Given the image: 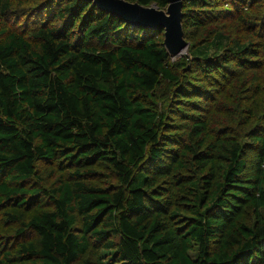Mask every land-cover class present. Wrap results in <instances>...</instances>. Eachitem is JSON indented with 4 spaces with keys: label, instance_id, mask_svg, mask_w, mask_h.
Listing matches in <instances>:
<instances>
[{
    "label": "trees",
    "instance_id": "16d2710c",
    "mask_svg": "<svg viewBox=\"0 0 264 264\" xmlns=\"http://www.w3.org/2000/svg\"><path fill=\"white\" fill-rule=\"evenodd\" d=\"M222 20L243 36L215 32L175 62L162 30L91 1L0 0V212L46 207L5 213L21 227L0 264H264V129L207 141L208 118L184 111L235 70L264 92V0H182L184 39ZM42 165L68 177L46 191ZM98 165L115 183H86Z\"/></svg>",
    "mask_w": 264,
    "mask_h": 264
},
{
    "label": "rangeland",
    "instance_id": "374dc122",
    "mask_svg": "<svg viewBox=\"0 0 264 264\" xmlns=\"http://www.w3.org/2000/svg\"><path fill=\"white\" fill-rule=\"evenodd\" d=\"M237 25L238 24L233 20H222L218 23H207L205 26L200 28L198 32L192 30L190 32L188 31V36L185 38L187 46L178 55L172 56L171 61L188 62L194 46L201 44L202 42L209 41L215 32L226 31L230 33L233 39L242 37L243 34L240 29L236 28ZM162 37L164 39V36ZM233 74L236 75V77H231ZM196 76L197 74L193 73L189 76V78L193 81H197ZM254 77L255 75L250 70H235L232 74L228 75L230 83L222 90L216 88L212 99L209 102L200 100V105L202 107L200 111L184 110L186 113H194L208 118V129L206 131L208 135L207 141L214 139L223 129H227L232 132L231 135L233 137L243 140L248 138L249 135L247 131L250 128L257 129L258 127H261L264 129V92L258 94L257 96H253L254 88L252 83L254 81ZM158 97L160 98L161 105L165 106L170 97L166 82H163L160 86L158 90ZM191 99L198 100L199 102L200 98L193 97ZM249 106L251 107V112L247 114L248 112L246 110ZM237 111L239 112V115L234 116L233 114ZM174 122L177 124V131H185L184 126L186 124L183 120L174 118ZM94 167L98 172L85 179L86 183L98 186H108L109 184L115 183L111 172L107 168L103 165ZM39 168L40 171L37 176V182L46 191H52V189L57 186L60 177H68V171L57 172L54 166L42 165ZM44 209H46V207L42 205L33 208L29 212H24L21 208H7L6 210L0 212V239L3 240L6 238V240L11 241V243H8V247L10 248H12L18 241L14 235L21 225L18 222H12L10 217L6 216V212L11 213L12 215H19L20 220L23 221L28 218L30 214ZM245 217L249 222H252L251 209L246 210ZM97 253L100 254L101 252L98 250ZM89 258L94 261V254H90Z\"/></svg>",
    "mask_w": 264,
    "mask_h": 264
},
{
    "label": "water",
    "instance_id": "95a60500",
    "mask_svg": "<svg viewBox=\"0 0 264 264\" xmlns=\"http://www.w3.org/2000/svg\"><path fill=\"white\" fill-rule=\"evenodd\" d=\"M100 10L114 14L128 24L163 31V45L170 56L178 55L186 46L181 25L182 0H168L166 9L143 6L126 0H88Z\"/></svg>",
    "mask_w": 264,
    "mask_h": 264
}]
</instances>
